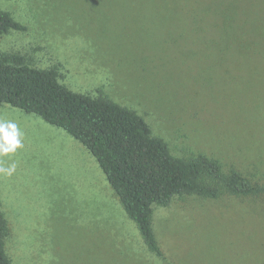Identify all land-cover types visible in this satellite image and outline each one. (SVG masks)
<instances>
[{"label":"rangeland","instance_id":"1","mask_svg":"<svg viewBox=\"0 0 264 264\" xmlns=\"http://www.w3.org/2000/svg\"><path fill=\"white\" fill-rule=\"evenodd\" d=\"M23 31L0 54L54 68L70 90L144 118L173 155L264 182V0H0ZM23 147L0 154L11 264H264V197L187 196L156 207L151 253L96 159L8 104Z\"/></svg>","mask_w":264,"mask_h":264},{"label":"trees","instance_id":"2","mask_svg":"<svg viewBox=\"0 0 264 264\" xmlns=\"http://www.w3.org/2000/svg\"><path fill=\"white\" fill-rule=\"evenodd\" d=\"M12 14L0 10L2 35L23 31ZM8 104L64 130L96 159L148 250L163 261L153 227L156 207L187 196L205 199L264 197V182L241 171H225L205 155L177 157L152 135L135 111L107 97L93 98L61 84L54 68L34 67L16 53L0 54V106ZM8 222L0 202V264H11L5 250ZM173 264V263H170Z\"/></svg>","mask_w":264,"mask_h":264},{"label":"clouds","instance_id":"3","mask_svg":"<svg viewBox=\"0 0 264 264\" xmlns=\"http://www.w3.org/2000/svg\"><path fill=\"white\" fill-rule=\"evenodd\" d=\"M22 136L23 133L15 122H0V154L15 153L17 149L22 148ZM14 170V164L8 168H0V172L6 175H11Z\"/></svg>","mask_w":264,"mask_h":264},{"label":"crops","instance_id":"4","mask_svg":"<svg viewBox=\"0 0 264 264\" xmlns=\"http://www.w3.org/2000/svg\"><path fill=\"white\" fill-rule=\"evenodd\" d=\"M168 253H169V251H168ZM168 253H164L166 257L168 256Z\"/></svg>","mask_w":264,"mask_h":264}]
</instances>
